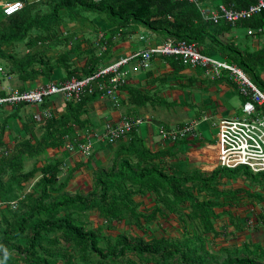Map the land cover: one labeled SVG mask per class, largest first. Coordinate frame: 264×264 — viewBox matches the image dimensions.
Wrapping results in <instances>:
<instances>
[{
	"label": "trees",
	"instance_id": "16d2710c",
	"mask_svg": "<svg viewBox=\"0 0 264 264\" xmlns=\"http://www.w3.org/2000/svg\"><path fill=\"white\" fill-rule=\"evenodd\" d=\"M4 1L0 0V5ZM13 1H21L23 8L12 15L0 9V59L9 63L10 73L21 82L49 76L61 66L66 71L65 80L92 75L113 58L108 51L114 45L112 39L118 35L124 38L138 25L174 41L205 45V48L216 44L222 57L237 65L264 92V43L256 51L241 49L234 42L223 43L220 37L229 33L232 26L224 20L216 24L205 21L199 7L188 0L6 2ZM217 1L234 4L237 9L254 3V0ZM42 4L48 10L42 11L39 7ZM86 12L101 15L109 26L102 38L107 50L100 55L95 53V48H82V42L63 37L59 29L64 24L74 25ZM237 24L264 37V11ZM50 42L63 47L57 61H52L46 52L19 54L16 51L21 43H25L26 50ZM201 52L209 55L206 49L202 48ZM70 54L78 58L84 55L86 65L80 69L74 67ZM178 63L184 65L181 61ZM127 83L128 79L120 89L128 88L130 104L142 105L149 101L147 93L129 88ZM97 96L100 93L86 91L78 101L66 102V114L48 119L40 138L25 124L29 137L12 149L3 141V130L0 132V198L7 203L18 202L16 208L9 206L0 210V264H264V246L260 244L244 242L240 246H224L217 252L209 247L211 240L220 235L214 225L221 216L216 213L217 208L242 204V195L264 202L262 196L249 191L222 188L223 181L240 178L252 185H263L264 172L254 174L246 167L188 172L177 166L169 169L162 159L166 154L151 152L134 132L129 143L118 149L110 166L95 172L89 195H70L64 191L70 176L61 182L63 162L58 159L24 170L25 159H37L48 148L62 146L64 136L73 132L71 124L86 126L81 117L87 112V104ZM23 104L26 103L14 105ZM37 174L41 178L33 191L15 200L18 196L11 194V190L15 188L22 193L24 184ZM149 194L155 197V205L141 210L142 205L136 198ZM90 213H96L101 222ZM171 214L180 216L179 236H153L149 225ZM230 218L234 223L231 214ZM120 223L127 229L118 232ZM234 224L238 230L243 229L236 221ZM133 228L142 230L143 236L128 232ZM210 235H213L211 240Z\"/></svg>",
	"mask_w": 264,
	"mask_h": 264
},
{
	"label": "crops",
	"instance_id": "0c3cea01",
	"mask_svg": "<svg viewBox=\"0 0 264 264\" xmlns=\"http://www.w3.org/2000/svg\"><path fill=\"white\" fill-rule=\"evenodd\" d=\"M218 5L220 3L217 0H207L202 3V6L208 12L215 10ZM76 23L79 26L84 24L83 22L80 23V21ZM237 25H231L230 32L222 35L220 40L223 43L234 42L241 49L251 51L260 49L264 43V37L262 35H254L253 30L237 27ZM67 26V24H64L61 27L63 37L68 34L65 31ZM84 26H87V23ZM77 29L76 33H78L79 39L75 37V39H70V41L82 42V48H95L97 55L107 50L102 38L109 26L103 18L97 16V18L89 21L87 31L95 33L96 39H83L91 35L85 33L79 36L84 29ZM141 36H144L146 40H140L139 37ZM166 40L165 36L150 33L145 28L136 25L133 32L124 38L119 35L114 37L112 39L114 45L108 51L112 53L113 58L111 60H113L117 57H127L145 48L161 47ZM206 41L210 40L206 39ZM68 47L70 48L71 45ZM58 48L53 43L39 44L32 49H26L23 53L31 52L36 54L46 52V55L52 61H57L61 52ZM200 48L206 49V53L212 57L225 60L219 53V46L216 44L207 48H205V45H200ZM69 59L73 66L79 69L83 68L87 63V58L84 55L78 58L75 54H70ZM0 61V95L32 89L42 83L62 81L67 76L65 70L55 69L49 76H40L33 81L21 82L16 75L10 73L9 63L1 59ZM123 71L128 79V87L147 93L150 96L149 101L142 105L130 104L128 88L118 91L119 102L117 105L106 97H95L87 104V112L81 117L86 121V126L82 128L71 124L73 132L64 136V144L57 148H48L46 153L37 159H30L32 168L35 164L41 166L58 159L63 162L60 174L61 182L67 175V178L70 176L64 191L70 195H89L94 187L93 178L95 172L100 169H107L115 158L118 149L123 145H127L130 141V137H127L109 145L102 138L106 126H115L125 117H140L144 120L143 124L133 134H136L151 152L166 154L162 159L169 169L177 166L181 171L188 172L195 169L212 171L217 168L215 144L218 134V123L223 119L235 117L240 112L244 102L231 75L228 72H223L221 77L212 78L204 69L181 65L172 57H153L148 62H145L140 57L129 62L123 68ZM66 107L67 103L61 94L48 97L43 105L2 106L0 108V132L3 130V141L9 149H12L17 142L28 138L29 136L24 128L25 124L34 132L37 138L42 137L44 124L37 123L33 119V115L42 113L47 109L53 113L54 117L58 118L66 114ZM8 117L12 118L7 122L6 119ZM4 123L6 124L4 125ZM191 123L194 125L195 135H189L183 141L175 143L164 142L159 136V128L161 126L169 129H179ZM85 133L91 134L95 140L91 155L84 156L79 152L70 154L65 148L67 140L74 142L85 135ZM24 167H27V165H24ZM40 178L41 175L37 174L34 179L25 183L24 194L25 190L30 187L34 188V184ZM244 181L240 178L235 180L225 179L222 188L229 190L241 189L264 198V184L252 185ZM32 191L33 189L29 190L30 193ZM242 197L244 196L242 195ZM154 199L155 197L151 194L146 197L136 198L142 205L141 210L151 209L155 205ZM254 202L255 204L257 203V206H251V208L242 203L238 207L232 205L216 209V213L221 214L219 220L221 219L223 222L229 221L230 227H228V231L232 232L233 236L225 247L240 246L244 242L264 246V202L258 203L256 200ZM250 211H253V215L249 214ZM229 213L233 216V220L237 222V225L243 229L238 230L236 228L235 221L234 223L231 221ZM92 217L95 218L96 215ZM170 219H173V222L168 226L166 220ZM97 222H101V220L97 218ZM161 223L167 226L168 229H172L178 228L180 222L176 215L171 214L167 219L159 218L158 225ZM216 224L215 221V228L219 232ZM149 228L152 229V225H149ZM126 229L125 225L121 227L118 224L117 226L118 232ZM212 238L213 235H210L209 239L211 240ZM217 251L215 250V252Z\"/></svg>",
	"mask_w": 264,
	"mask_h": 264
},
{
	"label": "built area",
	"instance_id": "2783aa9c",
	"mask_svg": "<svg viewBox=\"0 0 264 264\" xmlns=\"http://www.w3.org/2000/svg\"><path fill=\"white\" fill-rule=\"evenodd\" d=\"M188 1L199 7L205 21H213L215 24L224 20L231 25H236L264 11V0H254L253 4L242 9H237L234 4H220L210 12L204 9L203 2L200 0ZM22 8L21 1L6 2L3 11L6 15H12ZM139 38L146 40L144 36ZM140 57L145 62L153 57H172L184 65L204 69L212 78H219L223 72H228L244 102L235 117L223 119L218 123L215 144L217 167L224 169L246 167L254 174L264 172V92L254 85L237 65L202 53L196 43L174 41L169 38L161 47L145 48L127 57L114 58L87 77L42 83L32 89L13 91L6 96H0V106L19 103L43 105L46 98L56 94H61L66 102H76L86 91L90 94L98 92L100 96L110 99L117 105L118 91L127 82L123 68L133 59ZM53 116L50 110L45 109L42 113L34 114L33 119L37 123L44 124ZM143 122L144 120L140 117H125L115 126L108 125L102 135L103 141L111 145L124 140L130 137V134L135 132ZM189 135H195L192 123L179 129H169L164 126L159 128V136L164 142L175 143ZM94 144L93 136L85 133L74 142L67 140L65 148L70 154L79 152L89 156L94 149ZM17 203V201L7 203L0 198V210H6L9 206L16 208Z\"/></svg>",
	"mask_w": 264,
	"mask_h": 264
},
{
	"label": "rangeland",
	"instance_id": "374dc122",
	"mask_svg": "<svg viewBox=\"0 0 264 264\" xmlns=\"http://www.w3.org/2000/svg\"><path fill=\"white\" fill-rule=\"evenodd\" d=\"M7 0H5L3 3H1V5H0V9H3V7H4V4H5V2H6ZM40 8H41V10L42 11H45V10H48V8H47V5L46 4H42V5H40L39 6ZM97 16H99V17H101V18H103L101 15H99V14H97V13H95V12H86L85 13V15L83 16V18H81V19H79L78 21H80V23L81 22H83L84 24H82L81 26H79L77 23H75L74 25L73 24H69L67 27H65V31L68 33L67 34V36L66 37H70L71 39H75V37H78V33H76V29L78 28L79 30L81 29H84V31H82L83 33H80L79 34V36L80 35H83V34H85V33H89L91 36L90 37H88V38H83V39H96V35H95V33H90V32H88L87 31V28H89V21L90 20H93V19H95V18H97ZM1 19V18H0ZM87 23V26H84L85 24ZM60 30H61V32L63 33V31H62V28H59ZM72 29H74L73 31H72ZM77 29V30H78ZM144 34H145V32H144ZM78 39H79V37H78ZM50 43H52V42H50ZM54 44V43H53ZM19 45V44H18ZM18 45H17V47H16V51H18L19 52V54H22L23 52L22 51H24L25 50V47H26V45H25V43H21L20 44V46L21 47H19L18 48ZM55 45V44H54ZM56 46V45H55ZM63 48V47H62ZM62 48L61 47H59L58 49H60V50H62ZM58 51V50H57ZM17 52V53H18ZM213 58H215V59H218L217 57H214L213 56ZM1 62V61H0ZM58 69H62V70H64L63 68H61V67H58V68H56V70H58ZM0 72H1V70H0ZM28 161H29V163H28ZM27 162V163H26ZM26 162L24 163V165H27V167H24V170L26 171H28V170H30V169H32V163L30 162V159H26ZM6 181H7V179L5 178L4 179V182L6 183ZM245 182V181H244ZM31 189H34V188H32V187H30L28 190H25L26 192H25V194L26 193H30L29 192V190H31ZM227 189V188H226ZM229 190V189H228ZM264 190V189H263ZM12 193H14V194H17V196H18V198L17 199H15V200H18L20 197H23V195H24V192H19V191H16V189L14 188L13 190H11V194ZM34 196H37V193L34 195ZM244 197L240 200V203H244V205L245 206H247V207H250L251 208V206L253 207V206H257V203L255 204V202H254V200L252 199V198H250V197H247V196H245V195H243ZM240 197V196H239ZM233 206H235V207H238V205L237 204H234ZM255 211V210H254ZM249 214H251V215H253V211H250L249 212ZM94 216L95 217V215H96V213H90V216ZM173 215H176L177 216V219L180 221V216L178 215V214H173ZM93 218V217H92ZM93 219H96V217L95 218H93ZM175 219V218H174ZM218 221V222H217ZM160 222H161V220H160ZM172 222H173V219H170V220H166V223H168V226L169 225H171L172 224ZM181 223V222H180ZM216 226L219 228V236L216 238V239H213V240H211V243L209 244V247L212 249V251H215V250H218L219 248H222V247H224V246H227L228 245V243H229V241H231V239L233 238V236H232V232H229L228 231V227H230L229 226V221L228 220H226L225 222H223V220H219V218L216 220ZM120 225H121V227L123 226V225H125L124 223H120ZM152 229H153V233H152V235L153 236H155V237H162V236H166V237H173V238H176V237H178L179 236V233H178V231H177V229L178 228H172V229H168V227L167 226H165L164 224H159L158 225V220H156V221H154L152 224ZM225 226H227V228H225ZM169 232H168V231ZM128 232H131L132 234H134V235H138V236H143V234H142V230H139V229H132V230H129ZM109 233H113V231H111V232H109ZM148 234H150V233H148ZM147 236V235H146ZM228 241V242H227Z\"/></svg>",
	"mask_w": 264,
	"mask_h": 264
}]
</instances>
